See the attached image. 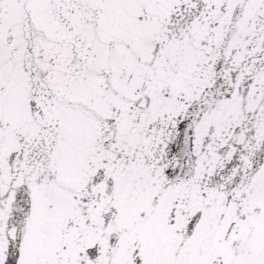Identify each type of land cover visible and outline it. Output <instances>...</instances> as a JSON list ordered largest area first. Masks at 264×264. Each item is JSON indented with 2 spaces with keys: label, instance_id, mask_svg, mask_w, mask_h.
I'll list each match as a JSON object with an SVG mask.
<instances>
[{
  "label": "snow or ice",
  "instance_id": "obj_1",
  "mask_svg": "<svg viewBox=\"0 0 264 264\" xmlns=\"http://www.w3.org/2000/svg\"><path fill=\"white\" fill-rule=\"evenodd\" d=\"M0 264H264V0H0Z\"/></svg>",
  "mask_w": 264,
  "mask_h": 264
}]
</instances>
